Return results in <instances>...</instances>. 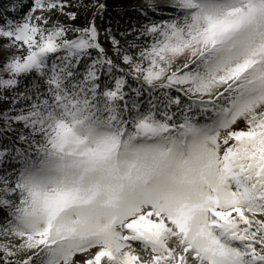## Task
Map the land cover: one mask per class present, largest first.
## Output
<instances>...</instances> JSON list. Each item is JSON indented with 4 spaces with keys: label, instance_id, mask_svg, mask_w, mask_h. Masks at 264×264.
Wrapping results in <instances>:
<instances>
[{
    "label": "snow or ice",
    "instance_id": "1",
    "mask_svg": "<svg viewBox=\"0 0 264 264\" xmlns=\"http://www.w3.org/2000/svg\"><path fill=\"white\" fill-rule=\"evenodd\" d=\"M117 2L0 0V264H264V0Z\"/></svg>",
    "mask_w": 264,
    "mask_h": 264
},
{
    "label": "trees",
    "instance_id": "2",
    "mask_svg": "<svg viewBox=\"0 0 264 264\" xmlns=\"http://www.w3.org/2000/svg\"><path fill=\"white\" fill-rule=\"evenodd\" d=\"M142 3L143 0H118V2L113 5V7L117 9H127L128 12L131 13L134 8L139 7ZM121 15L123 16L122 19L120 16H115V13H113V16H115V22L118 23L121 28L126 26L129 22H136L135 14L123 15V13H121Z\"/></svg>",
    "mask_w": 264,
    "mask_h": 264
}]
</instances>
